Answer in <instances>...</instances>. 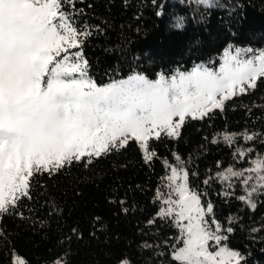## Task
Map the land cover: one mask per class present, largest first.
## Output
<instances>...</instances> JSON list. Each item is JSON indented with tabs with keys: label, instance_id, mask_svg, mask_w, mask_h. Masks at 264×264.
Here are the masks:
<instances>
[{
	"label": "trees",
	"instance_id": "trees-1",
	"mask_svg": "<svg viewBox=\"0 0 264 264\" xmlns=\"http://www.w3.org/2000/svg\"><path fill=\"white\" fill-rule=\"evenodd\" d=\"M74 20L91 33L82 54L100 84L134 72L156 80L197 65L218 70L226 50L246 58L264 49V0H76ZM246 132L257 138L243 139ZM229 133L235 134L231 145L223 139ZM150 149L157 155L145 163L130 140L87 168L74 164L37 177L33 198L0 220V264H13L16 254L25 264H175L168 251L178 230L156 215L157 190L168 191L165 161L186 168L190 188L202 194V203H212L224 228L234 229L227 244L244 256L242 264H264V193L253 195V210L238 199L246 194L240 181L218 177L228 167H252L264 155V78L226 101L223 111L189 118L178 139L150 141Z\"/></svg>",
	"mask_w": 264,
	"mask_h": 264
},
{
	"label": "snow or ice",
	"instance_id": "snow-or-ice-1",
	"mask_svg": "<svg viewBox=\"0 0 264 264\" xmlns=\"http://www.w3.org/2000/svg\"><path fill=\"white\" fill-rule=\"evenodd\" d=\"M75 11L76 0H0V220L33 198L37 177L51 178L74 164L87 168L126 148L130 140L148 163L157 155L150 141L178 139L189 118L223 111L226 101L254 90L264 78V51L241 58L240 50H226L218 70L197 65L171 77L160 74L150 80L137 74L98 85L88 75L82 52L71 51L91 35L75 25ZM256 138L255 133L243 134L247 141ZM223 139L231 145L235 134ZM238 155L244 158L247 152ZM176 160L182 163L178 155ZM252 165L244 171L230 167L218 177L243 178L246 194L238 199L255 210L253 195L264 193V157ZM165 166L170 168L164 178L168 191L157 190L161 206L156 215L178 230L168 251L171 260L242 264L244 256L227 244L234 229L215 218L211 202L202 203V194L190 188L186 169L167 161ZM13 264L25 261L17 256ZM54 264L63 262L57 259Z\"/></svg>",
	"mask_w": 264,
	"mask_h": 264
},
{
	"label": "rangeland",
	"instance_id": "rangeland-1",
	"mask_svg": "<svg viewBox=\"0 0 264 264\" xmlns=\"http://www.w3.org/2000/svg\"><path fill=\"white\" fill-rule=\"evenodd\" d=\"M190 1H193V2H197V3H201L200 2V0H190ZM212 0H208V3H210ZM203 4H205V3H203ZM72 52H75V51H81L82 52V48H80V49H73V50H71ZM262 51H264V49H256V50H253L252 51V53L248 56V57H246V58H253L255 55H257V54H259L260 52H262ZM83 57H84V59H86L85 58V56L83 55ZM137 74H139V75H143V76H145V77H147V75L145 74V73H142V72H134V73H132V74H130L129 76H131V75H137ZM88 75L92 78V76L90 75V73H89V70H88ZM129 76H126V77H122V78H119V79H115V80H122V79H127ZM148 78V77H147ZM93 79V78H92ZM148 79H150V78H148ZM150 80H152V79H150ZM112 81H114V80H112ZM112 81H110V82H112ZM110 82H107V83H103V84H100V83H97L98 85H105V84H108V83H110ZM229 134H232V133H229ZM260 157H264V155L263 156H260ZM260 157H258V158H260ZM257 159V158H256ZM173 166H175V165H173ZM253 166V165H252ZM184 168V167H183ZM228 168H230V167H228ZM227 168V169H228ZM231 168H233L234 170H237V171H244V170H246V169H248V168H250V167H239V168H234V167H231ZM184 169H186V168H184ZM245 175H248V173L247 172H245ZM233 179V181L234 182H237V181H240L241 182V180L243 179V178H235V177H233L232 178ZM254 182V181H253ZM245 187V186H244ZM229 246V245H228ZM229 248H231L230 246H229ZM231 249H233V250H236V249H234V248H231ZM20 257L19 255H15V258L16 257ZM21 259H23L22 257H20Z\"/></svg>",
	"mask_w": 264,
	"mask_h": 264
}]
</instances>
